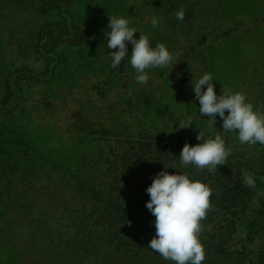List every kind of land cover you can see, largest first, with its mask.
Returning <instances> with one entry per match:
<instances>
[{
  "label": "rangeland",
  "instance_id": "obj_1",
  "mask_svg": "<svg viewBox=\"0 0 264 264\" xmlns=\"http://www.w3.org/2000/svg\"><path fill=\"white\" fill-rule=\"evenodd\" d=\"M109 16L164 43L175 66L147 70L140 84L128 43L113 69ZM49 68L44 80L10 82ZM206 73L217 95L243 92L264 112V0H0V105L11 101L0 111V264H117L95 246L103 233L87 209L130 138L152 127L194 141L219 132L230 156L264 172V146L241 145L219 116L214 126L199 115L193 83ZM256 227L264 235V212Z\"/></svg>",
  "mask_w": 264,
  "mask_h": 264
},
{
  "label": "trees",
  "instance_id": "obj_2",
  "mask_svg": "<svg viewBox=\"0 0 264 264\" xmlns=\"http://www.w3.org/2000/svg\"><path fill=\"white\" fill-rule=\"evenodd\" d=\"M61 4L60 10L67 15L66 5ZM61 38L68 40L71 36ZM50 71L51 68L45 73L18 71L10 82L17 77L44 80ZM13 93L15 97L16 89ZM10 102L0 105V111L11 108ZM130 140L128 149L111 162L106 182L97 188L87 209L95 215L93 227L98 226V233H103L96 241L93 239L94 243L98 241L95 246L101 247L102 253L117 264H174L148 248L156 230L155 217L146 207L150 199L146 189L166 166L169 174L186 173L212 189V207L201 222L199 238L205 250L202 264H264V235L256 227L258 216L264 212V172L230 155L226 164L212 173L207 169L199 171L194 165L181 167L179 155L185 143L195 146L202 142L181 140L162 127H152ZM242 170L253 176L255 188L244 184Z\"/></svg>",
  "mask_w": 264,
  "mask_h": 264
},
{
  "label": "clouds",
  "instance_id": "obj_3",
  "mask_svg": "<svg viewBox=\"0 0 264 264\" xmlns=\"http://www.w3.org/2000/svg\"><path fill=\"white\" fill-rule=\"evenodd\" d=\"M177 20L183 21L185 11L181 8L175 13ZM107 48L111 51V67L118 69L121 62L129 56L128 43L132 45L130 64L137 73L135 79L140 84H147V70L154 68H173L176 55L171 53L164 43L153 47L148 36L129 26L124 17L109 16ZM152 27H158L157 18L151 20ZM139 32V39L135 33ZM211 73H206L195 83L193 91L199 101V115L209 117L215 126L216 118L222 120L223 132L237 133L241 145L264 146V112L254 108L243 92H233L231 88H221L217 95ZM206 86V90L205 89ZM227 112V114H226ZM194 123L191 116L179 121V128H190ZM195 146L185 143L179 155L181 167L194 165L197 170L215 172L218 166L226 164L232 149L226 147L225 140L217 132L214 137L199 131ZM167 167L153 178L146 189L150 199L147 209L155 217V236L148 248L159 253L174 264H202L205 260L204 246L200 241L201 222L206 219L211 209L212 189L207 184L193 180L188 174H169ZM244 184L255 188V180L247 171L242 170Z\"/></svg>",
  "mask_w": 264,
  "mask_h": 264
}]
</instances>
